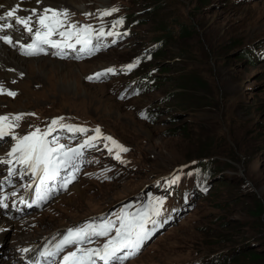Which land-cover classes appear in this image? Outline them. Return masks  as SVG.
I'll list each match as a JSON object with an SVG mask.
<instances>
[{"label":"rangeland","instance_id":"obj_1","mask_svg":"<svg viewBox=\"0 0 264 264\" xmlns=\"http://www.w3.org/2000/svg\"><path fill=\"white\" fill-rule=\"evenodd\" d=\"M77 1L79 5L66 2L61 6L77 11L80 6L84 11L92 3L124 4L133 6L143 22L135 27L121 11L97 20L94 26L123 18L118 29L127 30L128 35L116 47L81 62L25 57L0 43L9 55L1 54L14 64L23 63L22 67L11 64L14 67L5 68L0 60V83L17 91L15 98L0 97V112L75 114L98 123L131 147L130 157L137 169L107 182L78 172L66 190L37 208L35 221L24 229L3 230L0 264L10 260L9 245L16 233L23 231L34 239L48 230L101 215L142 193L155 176L210 155L229 161L230 169L222 172L227 183L201 195L195 206L123 264H196L199 259L213 264L210 256L223 258L220 264H264V64H250L241 54V50L264 41V0H158L162 9L149 14L155 0ZM163 25H192V31L184 38L176 34L164 38ZM158 38L165 42L164 48L148 62L155 70L156 88L135 89V97L122 101L118 91L111 92V86L119 85L125 77H112L104 83L84 79L107 64L135 63L140 51ZM52 62L72 66V71L66 75ZM141 70L131 72H147ZM5 73L13 76L7 80ZM194 78L201 85L188 83ZM166 95L169 99L163 101ZM155 107L159 112L153 119L139 117L143 109L152 113ZM240 185L254 191L241 194ZM74 186L80 192L75 193ZM1 218L7 219L3 213ZM254 253L260 254L257 263L251 259Z\"/></svg>","mask_w":264,"mask_h":264},{"label":"snow or ice","instance_id":"obj_2","mask_svg":"<svg viewBox=\"0 0 264 264\" xmlns=\"http://www.w3.org/2000/svg\"><path fill=\"white\" fill-rule=\"evenodd\" d=\"M41 3V0H36ZM3 5H0L2 8ZM20 5L17 4L10 10L0 14V33H6L7 30L20 26L32 38V42L26 45L21 44L23 54L26 56H36L46 53L45 46L57 49L58 54L64 49H76L85 54H91L98 51L103 45L99 43L100 39L105 36H120L116 31H105L103 27L99 30L94 29L91 25H77L68 23L70 13L67 9H56L45 7L39 13L37 9L31 10V15H18ZM119 11L118 8L105 9L99 12L100 17L112 15ZM85 15H90L86 13ZM33 16L36 17L33 23ZM123 18L116 20L112 27L123 25ZM127 35V33H124ZM54 37H58L54 39ZM97 43H93V40ZM0 41L12 45L13 37L8 34L0 35ZM115 43V40H113ZM151 57L149 56L148 59ZM139 59L135 63L125 65L122 71H131L139 64ZM116 69L107 68L101 72L89 76V80H99L109 74H115ZM0 94L15 97L16 93L4 88L0 84ZM123 98V97H122ZM25 115H35V113H20L12 116L0 115V140L11 137L15 144L7 157L11 159L0 160L2 163L15 164L21 166L18 172L15 167L8 169V177L20 175L23 177L30 174L35 178L36 201H46L55 191L57 186L51 182H57L58 188L67 189L68 185L76 179L75 173L79 171V162L84 156L85 149L94 147L95 143L101 139L102 133L99 127L94 129V135L87 138L76 147L60 143L61 137L53 135L57 131H67L68 133L86 134L88 129L80 126L63 123L64 117H58L51 120L49 125L41 130L35 128L23 136H17L14 129L20 126V121ZM144 115L143 113L141 114ZM148 118V117H145ZM110 142L109 151L115 150V159L120 160V153L129 151V149L111 136L103 137ZM63 173V175H62ZM179 177L173 178L170 183H176ZM27 188L31 189L32 184ZM16 196V192L11 193ZM7 196L0 197V207L7 208L5 201ZM21 202H24L23 200ZM164 200L157 198L151 201L146 209L131 212L127 207L122 208L116 219L102 217L97 222L96 218L80 226H75L66 230L65 234L52 247H45L40 256L48 264H55V258L64 252L66 248L74 247L73 251H68L63 255L60 264H97L102 261L103 264H123L130 257L135 256L142 246L154 235L158 222L154 217L161 215V209ZM29 207L32 205L29 204ZM151 225L152 227H149ZM114 233V234H113ZM106 237L107 240L102 247H85L86 244L94 242V238ZM29 251V249H22Z\"/></svg>","mask_w":264,"mask_h":264},{"label":"bare ground","instance_id":"obj_3","mask_svg":"<svg viewBox=\"0 0 264 264\" xmlns=\"http://www.w3.org/2000/svg\"><path fill=\"white\" fill-rule=\"evenodd\" d=\"M44 1V4L43 5H41L39 8H42V7H45V6H57V5H52L51 3H53V2H59V5L58 6H61V5H65L66 4V2H68V3H75V4H78L79 5V3H78V1L77 0H43ZM36 3V0H31V2H29V3H25L24 1L22 2V1H20V0H0V4L1 5H3V7H4V9L5 8H9V7H12V6H16L17 4H19L20 6H30V7H35V4ZM83 6V8L85 7L84 5H82ZM78 8H79V11L82 9V7H80V6H78ZM85 11V10H84ZM5 34V33H4ZM8 35H9V33H7ZM5 48L4 47H0V60L4 63V64H6L5 65V68H7V67H11L12 65H15V66H19V67H22L23 66V63H21L20 61H16V64H14V62H13V60H10L9 58H7V57H5L3 54H1L3 51H4V53L5 54H7V55H9L8 54V51L7 50H4ZM15 61V60H14ZM12 64V65H11ZM52 65H53V67H55L57 70H59L60 69V71H64L65 70V72H66V75H69V73L72 71V66H64V65H62V64H60V63H54V62H52ZM12 67H14V66H12ZM14 69H16V68H14ZM17 69H18V67H17ZM6 75H5V78L8 80V79H10L13 75L11 74V73H5ZM1 152V151H0ZM202 159H204V158H202ZM122 187H124V186H122ZM117 188V187H116ZM72 189H74V192L75 193H78V192H80V189H79V187L77 186H74ZM24 213L26 212L25 210H22ZM2 213L4 214V212H1L0 211V234L3 232V230H5V229H11V228H14L15 230H19V229H24V227H26L29 223H30V219L33 217V216H35V215H33V214H31V215H28V216H26V215H20V214H18V215H16V217L14 218V219H3V218H1V215H2ZM15 216V215H14ZM46 216V215H45ZM20 224H23V226L21 227V228H19L18 226L20 225ZM167 228V227H166ZM165 229H163V231H164ZM53 231V230H52ZM34 232V231H33ZM35 232H37V229H36V231ZM34 232V233H35ZM45 233H49V230L47 231V232H45ZM44 233V234H45ZM17 234V233H16ZM15 234V241H14V243H12V244H10L9 245V248H10V250H12V249H14V247L16 246V245H19V246H22V245H24L25 243H28V242H30V241H32V239H33V235L31 236H27L26 234H25V232H23V231H21L20 233H18L17 235ZM42 235V234H41ZM155 237V236H154ZM153 237V238H154ZM216 261H218L219 259H216V258H214ZM221 259H223V258H221L220 257V260ZM219 260V261H220ZM1 264H9V261L8 260H4V261H1Z\"/></svg>","mask_w":264,"mask_h":264},{"label":"trees","instance_id":"obj_4","mask_svg":"<svg viewBox=\"0 0 264 264\" xmlns=\"http://www.w3.org/2000/svg\"><path fill=\"white\" fill-rule=\"evenodd\" d=\"M132 4H134V3H132ZM153 7H152V9H150V10H147V13L149 14V13H152V10H161L162 8H161V5H160V3H159V1L158 0H155L154 2H153ZM139 7V6H138ZM130 11H131V13H132V17H134L135 16V11H133V6H131V8H130ZM177 19V18H176ZM175 19V20H176ZM142 20H140V24H142ZM164 26L165 25H163L162 27H161V29H163V31H164V33H163V37L164 36H166L167 38L169 37V36H173V34H176V35H179V37L180 38H184V37H187L188 35H189V32H191L192 31V25H190V26H175V25H170V27L169 26H167V28L165 27L164 28ZM165 38V37H164ZM160 39L161 38H158V39H156V41H159V44L161 43V41H160ZM164 44H165V42H163V44L162 45H160V46H158V49H157V51L154 53V56L153 57H155L157 54H159L160 52H162V50H163V46H164ZM153 66H151V64H149V63H146L144 66H143V69L141 70V72L143 73V72H145V71H150V74H153V75H151L152 77H153V79L154 80H157V78H154L155 76V70L152 68ZM151 70H154V73L153 72H151ZM188 83H192V84H196V85H201V83L199 82V80H197V79H189V82ZM167 97L166 98H164L163 99V101H166L167 99H169L168 97H169V95H166ZM171 96V95H170ZM186 96V95H185ZM187 104H189V102L187 103ZM211 156H214V155H210V157ZM202 159V158H201ZM194 161H196V160H194ZM217 165H216V169H221V170H225V169H228L229 167H230V165H229V163H228V161H220L219 159H215V161H214ZM218 171V170H217ZM225 179H228V178H225ZM225 179H221L220 181H218V184H217V186L215 187V188H217V187H220L222 184H223V182H225V183H227L226 182V180ZM229 180V179H228ZM245 184V183H244ZM242 185V184H241ZM239 186V191H240V193L241 194H243V193H245V194H247V193H249V192H252L251 190H248V188H247V186H245V185H243V186ZM253 214V213H252ZM260 254L259 253H254V254H252V258L251 259H254V261H255V263H257L258 261H260ZM222 260V259H221ZM219 261V260H218ZM218 264H220V263H218Z\"/></svg>","mask_w":264,"mask_h":264}]
</instances>
